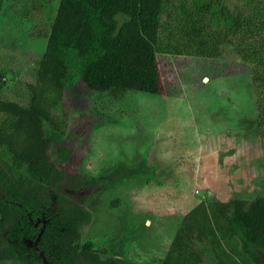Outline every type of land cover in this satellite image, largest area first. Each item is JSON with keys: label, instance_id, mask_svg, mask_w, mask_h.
Segmentation results:
<instances>
[{"label": "trees", "instance_id": "1", "mask_svg": "<svg viewBox=\"0 0 264 264\" xmlns=\"http://www.w3.org/2000/svg\"><path fill=\"white\" fill-rule=\"evenodd\" d=\"M13 1L23 16L41 9L50 19L38 34L47 44L28 104L0 99V264H45L38 250L49 264H107L92 243L82 244L91 214L59 193L65 173L48 155L45 127L64 125L65 91L75 83L114 102L128 93L161 95L159 54L221 59L227 51L245 66L263 127L264 0ZM5 2L0 21L11 11ZM204 194L177 224L160 264H205L203 250L216 264H263L264 197L223 202ZM38 237L36 248L24 243Z\"/></svg>", "mask_w": 264, "mask_h": 264}, {"label": "rangeland", "instance_id": "2", "mask_svg": "<svg viewBox=\"0 0 264 264\" xmlns=\"http://www.w3.org/2000/svg\"><path fill=\"white\" fill-rule=\"evenodd\" d=\"M16 7L6 0L11 11L0 21V72H7L0 99L27 105L47 44L38 34L50 16L41 9L23 16ZM233 56L159 54L161 95L128 93L114 102L81 81L65 91L64 125L45 127L48 155L65 173L59 193L91 214L81 242L102 261L161 263L177 224L206 192L223 202L264 197V124L256 126L250 77ZM203 253L205 264H216Z\"/></svg>", "mask_w": 264, "mask_h": 264}, {"label": "flooded vegetation", "instance_id": "3", "mask_svg": "<svg viewBox=\"0 0 264 264\" xmlns=\"http://www.w3.org/2000/svg\"><path fill=\"white\" fill-rule=\"evenodd\" d=\"M45 224V223H44ZM44 230V229H43ZM43 230H41V232H43ZM40 238V237H39ZM34 244H33V246L32 247H34V248H36V245H37V243H38V241L36 240L35 242H33ZM31 247V248H32ZM38 252H39V255H41V253H43L42 251H39L38 250ZM94 253H96V252H94ZM98 256H100V254H98V253H96ZM262 252H260V256H261V260H262V262H263V264H264V259H263V257H262ZM264 255V254H263ZM43 256H44V253H43ZM44 259L46 260V262H45V260H43L44 261V263L45 264H49V262H48V260L46 259V257L44 256ZM100 260H101V262H103V263H105V261H102V256H100ZM107 264H109L108 262H107ZM160 264V263H159Z\"/></svg>", "mask_w": 264, "mask_h": 264}, {"label": "water", "instance_id": "4", "mask_svg": "<svg viewBox=\"0 0 264 264\" xmlns=\"http://www.w3.org/2000/svg\"><path fill=\"white\" fill-rule=\"evenodd\" d=\"M39 240V237L37 238V241ZM42 258H43V260H45L44 259V256H43V253H41V255H40ZM45 262H46V260H45Z\"/></svg>", "mask_w": 264, "mask_h": 264}]
</instances>
